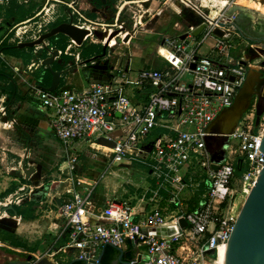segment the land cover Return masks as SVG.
Segmentation results:
<instances>
[{
    "label": "built area",
    "instance_id": "built-area-1",
    "mask_svg": "<svg viewBox=\"0 0 264 264\" xmlns=\"http://www.w3.org/2000/svg\"><path fill=\"white\" fill-rule=\"evenodd\" d=\"M182 2L191 5L193 1ZM217 18L231 22L224 14ZM203 24L208 34H214L216 28L223 32L214 46L219 61L208 56L196 57L185 42L167 38L164 46L171 54L166 58L170 66L165 70L141 69L134 81L140 89H149L146 98L137 99L130 93L127 75L80 92L34 86L36 96L48 110L57 138L68 144L96 135L109 142L113 163L146 165L162 186L172 190L168 206L181 205V194L188 187L199 186L192 175L196 168L205 170L209 182L202 205L196 210L172 211L170 215L158 207L139 221L128 201L111 198L99 215L105 222H94L90 218L91 190L75 192L59 206L68 242L58 252L72 250L83 264H97L105 244L122 248L131 241L138 249L130 260L132 264H217V249L229 240L238 216L234 209L239 192L250 190L264 167V153L259 149L264 113L256 124L257 105L252 107L250 103L244 109L232 132L225 136L228 143H233L231 156L221 163L211 156L220 144L210 142L215 135L211 127L222 112L234 106L262 51L257 44L243 39L235 43L241 35L231 31L233 26L221 27L212 18ZM129 33L126 28L118 37L124 40ZM236 45L240 52L234 59L232 49ZM186 75L190 76L189 81L185 80ZM182 125L186 128L182 129ZM160 127L175 130L176 134L167 132L154 137ZM233 154L245 168L240 177L235 174V166L240 162ZM168 219L179 226L177 234L166 238L152 231L169 223ZM181 219L187 221L186 227L180 226ZM177 245L188 250L181 254ZM190 249H195V253L191 254ZM211 254L216 256L215 261ZM30 263L37 264L33 260Z\"/></svg>",
    "mask_w": 264,
    "mask_h": 264
},
{
    "label": "crops",
    "instance_id": "crops-1",
    "mask_svg": "<svg viewBox=\"0 0 264 264\" xmlns=\"http://www.w3.org/2000/svg\"><path fill=\"white\" fill-rule=\"evenodd\" d=\"M39 1L0 0V45L3 42H7L6 38L10 35L16 38L13 43L15 45L18 42L26 40L20 39L19 35L22 34L23 29L28 23L34 19H40L44 8L39 9L41 7L38 4ZM73 4H76V1ZM94 4L93 0H88L89 6H94ZM54 6L56 5L52 2L51 7ZM71 6L68 4L66 10L68 11ZM173 6L176 11L174 14L180 15L182 8L180 9L176 4H173ZM184 7L186 11H190L189 15L191 18L189 21L183 18L184 16L182 18L180 16L176 18L170 17L166 20V26L161 29V32L157 31L155 33L154 31V33H150V36L146 34L148 35L147 38L144 37V29L129 33L130 38L127 42L121 40V44L127 47V53L120 48L118 49L116 44H112L111 42L105 55L85 63L84 60L102 54L103 45L106 40L100 43L93 42L94 46L98 45L97 48L96 46L93 48L89 44L85 46L84 44L77 45L68 38V46L64 52L67 57H63L60 50V56L53 63L55 69H67L61 76V82L55 90L80 92L89 89L94 84H106L112 79H123L127 75V78L130 80L128 84L130 93L137 99L146 98L149 89L146 91L140 89L134 84V81L141 69L156 68L165 70L170 66L169 61L166 59L169 53L166 49L167 47L164 46L167 38H177L185 42L190 52L194 53L196 57L208 56L215 61H219L214 46L218 37H221L223 33H216V28L214 34H208L206 27L197 35L194 32L199 25L221 14L230 17L231 22L237 24V28L234 26L230 28L231 31L234 29L235 33L241 35V38L237 37L234 40L235 43L243 39V41L257 44L261 51L264 50V36H262L264 35V0H194L191 5H185ZM103 8L105 7H99V10H104ZM204 9L208 11V14L203 18L200 15H202ZM25 10L30 11L31 14L26 12L27 14H25V18L23 19L21 15ZM186 11L183 10V14L187 13ZM65 21H68V19ZM258 28V33L260 32V34L256 32ZM184 34H187L186 37L181 38ZM160 37L161 41L159 42L158 39ZM32 38L26 41L37 39L36 37ZM37 47H40L42 51L38 53V57H33L30 55V51ZM54 48L56 46L50 40H47L46 44L22 48L23 51L19 55L2 54L0 51V70L10 76H0V148L3 149L0 150V176L3 177L6 183V187L0 191V219L12 224L11 227L0 225V246L26 254L27 258L24 261H27L28 257L31 256V260L37 262V264H72L79 261L76 259L75 251L58 252L68 242V235L64 231V219L59 215V208L58 211L53 212L46 210L45 214L37 217L36 207H38V202L36 198H30L29 196V200L21 202L19 199V202H16L18 198L25 195L28 196L32 192L29 186V178L33 173L38 175L40 172V168L33 165L30 166L28 163L31 155L32 130L34 128L39 129L41 131L38 133H42L50 129L55 135L48 110L44 108L34 92V86L46 89L52 83V74L42 65V60L48 57ZM239 52L240 48L236 45L232 49L234 59H237ZM250 73L253 75L251 81L253 82L252 89H254L257 86V82H261V73L258 74L259 72L254 71ZM184 78L187 81L190 80V76L188 75L184 76ZM253 94L254 90H252L249 98L241 97V109L238 117H235L233 121H231V117L228 118L229 113H225L224 111L213 123L211 132L215 135L210 138V142L213 144L220 143L219 147L211 155L215 162H224L231 156L230 143L232 144L233 141L231 140L228 143L225 136H228L232 132L242 110L252 102ZM181 128L185 129L186 126L182 125ZM167 132L176 134L175 130L160 127L154 132L153 136L157 137ZM56 139V143L46 142L50 146L46 149L44 160H54L55 157L58 163H61L60 172L62 174L66 170H69V172L77 170V163L79 162L78 153L82 152L86 145L97 148L101 155L104 156L102 161L105 164L100 167L99 174L95 173L93 177H78L77 174H73L72 177L68 178L71 180V183L67 186L64 192L65 198L62 201L63 203L71 199L75 192L86 193L88 190H91L90 209L93 214L90 218L94 222H105V220L99 218V215L103 212L108 200L111 198L128 201L137 221L142 220L146 214L156 210L158 207H162L166 214L170 215L172 211L178 210L181 212H191L202 205L203 194L209 187L205 170L198 167L196 168V174L192 175L196 178L195 183L200 182L199 186L188 187L181 194V205L168 206L167 199L172 195V190L162 186L158 178L150 172V169L146 165L129 162L113 163L110 151L111 144L109 142L98 138L96 135L68 144L62 142L57 137ZM51 146L57 149L55 150ZM232 157L240 162V158L237 155L233 154ZM24 161L27 168H35V171L29 178H26L23 169ZM15 162L19 163L18 165L23 174H20V170L15 165ZM105 167L107 168L106 170H104ZM44 172L47 174V171H43V174ZM5 173L8 174L6 175ZM51 175L55 176V172ZM74 175L77 177L75 180L73 178ZM129 175L136 176L139 181H131ZM53 182H55V178H53ZM125 183H129L131 186L128 188L125 186ZM87 188L88 190H86ZM57 193L59 194V192ZM244 193H246L245 189L241 194ZM45 194L48 195V200H50V196L54 197L52 188L47 190ZM243 199L242 195H240L239 202H243ZM12 200L15 202L14 204L11 203ZM10 206L13 208L11 209ZM16 206L24 210L28 214V217L19 215L15 209ZM168 220L169 222H174L170 221V219ZM130 247L134 250L135 254L137 253V247L133 242L129 241L122 247L123 260H131L126 257ZM176 248L181 254H184L188 250L184 245H177ZM190 251L191 254L195 253V249H190ZM120 254L121 252L119 251L113 264H123L119 260ZM12 261L19 262V260ZM0 264L9 263L0 258Z\"/></svg>",
    "mask_w": 264,
    "mask_h": 264
},
{
    "label": "rangeland",
    "instance_id": "rangeland-1",
    "mask_svg": "<svg viewBox=\"0 0 264 264\" xmlns=\"http://www.w3.org/2000/svg\"><path fill=\"white\" fill-rule=\"evenodd\" d=\"M75 1L76 4H73ZM93 1L95 2L94 6H89L88 0H40L38 4L41 7L39 9L44 8L40 19L37 18L28 23L23 29L22 34L19 35L20 39L23 38L28 40L33 39L32 37L37 38L42 32L48 31L57 19H62L63 21L67 20L70 17V14L66 10L68 4L72 5L70 9L73 15L74 23L82 27H88L91 30V34L83 44L84 46L89 44L93 48L95 46L97 48L98 46H94L93 42L100 43L101 41H105L112 31L111 29L118 28L121 25L126 26L127 31L130 32V34L133 33L132 29H135L136 32L142 31V29H144V37L147 38V36H150V33H154V31L155 33L157 31L161 32V29L166 26V20H168L170 17L176 18L180 16L182 18L184 16L183 18H185L187 21H189L191 18L189 15L190 11H186L184 9L185 5H183L184 3L182 0H107L108 2L105 4V6H101L102 4L98 0L97 2L95 0ZM192 1L194 2V0ZM52 2L55 3L56 6L51 7ZM173 4H176L178 7H180V9L182 8L180 15L177 16L174 14L176 11L174 10ZM193 6L196 7L194 4ZM99 7L105 8H103L104 10H99ZM183 10L187 13L183 14ZM207 14L208 11L204 9V12L202 11V15H200V17L204 18V16ZM218 17H221V15ZM234 31L235 30L232 29V32ZM258 31L259 28L256 32L257 34H260ZM14 40H16V38L12 35L6 38V41L12 44L14 43ZM121 40V37H116L113 44H116L118 49L120 48L127 53V47L126 45L121 44L123 41ZM158 40L160 42L161 37ZM40 51H42L40 47H37L36 49L34 48L30 51V55L33 57H38V53H40ZM253 65L255 66L253 67L254 72H261V82L258 81L257 86L253 89L254 94L252 95V107H254L255 104L257 105L260 96L264 95V50L262 51V56L257 58V62L253 63ZM39 131L41 130L34 128L31 132V155L28 159V163L30 166L33 165L40 168V172L38 175L33 173L29 178V186L32 192H28V196L25 195L16 200V202H19V199L21 202L23 200H29V196L30 198H36L38 202V207H36L38 214L37 217L45 214L46 210L52 212L56 210L58 211L59 206L65 198L64 192L66 191L67 186H69L71 183V180L68 179L69 177H72L73 174H77L78 177H93L95 173L99 174L100 167L104 166L105 164L102 161L104 156L101 155L99 150L97 148H92L90 145H86L85 149L78 153L79 162L77 163V170L74 172H69V170H66L65 173L62 174L60 172L61 163H58L55 157L54 160H44L46 149H48L50 146L46 142L57 141L55 135L50 129L47 132L42 133H38ZM51 148H54L55 150L57 149L54 146H51ZM0 150L3 149L0 148ZM18 164V162H15V165L20 170V174H23V171ZM106 169L107 168L105 167L104 170ZM43 171H47V174L46 172L43 174ZM53 172H55V176L51 175ZM5 174L7 175L8 173ZM59 174H61V176H59ZM129 177L131 181H139L136 176L134 177L133 175H129ZM53 178H55V182H53ZM73 178L74 180L77 179L76 175H74ZM125 186L129 188L131 185L129 183H125ZM4 187H6V183L4 182L3 177L0 176V191ZM50 188H52L54 197L50 196V200H48L49 197L47 194H45V192L50 190ZM57 192H59V194ZM241 193L242 192H239V196L242 195V198H244L243 200L245 201L248 192L244 194ZM244 201H241L240 205L238 206V211L241 210ZM11 203L14 204L15 202L12 200ZM1 220L2 219H0L1 226L11 227L12 224H10L8 221ZM210 256L214 255L211 254Z\"/></svg>",
    "mask_w": 264,
    "mask_h": 264
},
{
    "label": "water",
    "instance_id": "water-1",
    "mask_svg": "<svg viewBox=\"0 0 264 264\" xmlns=\"http://www.w3.org/2000/svg\"><path fill=\"white\" fill-rule=\"evenodd\" d=\"M102 1L105 2L106 0ZM68 13L70 14V19L68 21H62L59 24L52 26L48 31L40 34L39 37L35 40L21 41L18 42L15 46L22 49L25 47H34L39 44H46L47 40L58 34L67 36L77 45H82L86 38L91 34V30L86 27L78 26L74 23L71 9L68 10ZM212 20L213 22H217L221 27L230 25L237 28V24L235 22L227 23L224 21H220L217 17L213 18ZM204 28L205 24L202 23L195 30L194 34H199ZM125 30V28L121 27L116 28L112 32H110L106 41L104 42L102 54L88 58L84 60V62L87 63L102 55H105L107 48L112 40L118 37L121 33L125 32ZM216 33L222 34L223 32L222 30L217 28ZM186 35L187 34H184L183 36H181V38H185ZM129 38L130 34H128L123 41L127 42ZM60 53L61 52L58 48H54L50 52V55L42 60V65H44L52 74V83L48 88H46L50 91L55 90L59 86L61 82V76L67 71V69H55L53 67V63L55 59L60 56ZM192 67H195V65L192 64ZM247 81L245 82L244 86L246 85ZM238 98H240L239 95L237 96L236 101ZM249 105L250 104H248L247 107ZM244 109L242 110V112L244 111ZM263 113L264 95L260 96V99L257 103L256 124H259L260 117ZM259 149L264 153V135L262 137ZM213 168L216 169L217 165H213ZM23 169L25 171L26 178H29V176L35 171L34 167L27 168L25 161L23 164ZM10 208L12 209L13 207L10 206ZM179 224L181 227H186L188 225L185 219H181L179 221ZM152 231H154L158 236L171 238L179 232V226L175 222H169L154 227ZM106 246L107 244L103 246L102 251L98 257L97 264H103L102 259ZM116 248L121 252L119 260L123 264H132L130 261L123 260L122 248ZM30 260L31 256H29L28 260L24 261L23 264H31ZM140 260L141 256L138 257V261ZM9 264H18V262L11 261ZM134 264H138V262ZM218 264H264V167L260 170L254 185L248 192L247 198L244 201L235 221L229 240L225 244L220 246Z\"/></svg>",
    "mask_w": 264,
    "mask_h": 264
},
{
    "label": "trees",
    "instance_id": "trees-1",
    "mask_svg": "<svg viewBox=\"0 0 264 264\" xmlns=\"http://www.w3.org/2000/svg\"><path fill=\"white\" fill-rule=\"evenodd\" d=\"M100 3H101V0H98ZM29 14L30 11H23L21 17L24 19L25 18V14L27 13ZM31 14V13H30ZM63 20L62 19H57L56 22L53 24L54 25H57L59 24L60 22H62ZM50 42L56 46V48H58L59 50L62 51V56L63 57H67V55H65V50L68 46V37L63 35V34H58L52 38L49 39ZM0 51L2 54H11V55H19L21 51H23V49H19L15 46V44H9L8 42H3L1 45H0ZM0 76L2 77H10L8 74L6 73H3L2 70H0ZM245 168L243 166L242 163H239L235 166V174L237 177H240L243 172H244ZM245 192H249L248 189H245ZM16 211L18 212L19 215H22V216H25V217H28V214L22 210L21 208L19 207H15ZM119 254V251L117 250L116 247L112 246V245H107L106 246V249H105V253H104V256H103V259H102V263L103 264H113V261L114 259H116V257L118 256ZM134 250L130 247L128 253L126 254V257L128 259H133L134 258ZM0 258L1 259H4L6 261H8V263H10L12 260H19V264H23L24 260H26L27 258V255L26 254H23V253H19V252H16L12 249H9V248H5L3 246H0ZM212 261H215L216 260V256H211L210 257ZM72 264H82V262L80 261H76Z\"/></svg>",
    "mask_w": 264,
    "mask_h": 264
},
{
    "label": "bare ground",
    "instance_id": "bare-ground-1",
    "mask_svg": "<svg viewBox=\"0 0 264 264\" xmlns=\"http://www.w3.org/2000/svg\"><path fill=\"white\" fill-rule=\"evenodd\" d=\"M242 6V5H241ZM115 41L114 40H112V44L114 43ZM168 53H169V56H167L168 58H170V56H171V54H170V52L168 51ZM252 78H253V75L250 73L249 74V78H248V81H247V83H246V85L242 88V90H241V93H240V95H239V97L240 98H238V101L234 104V106L232 107V108H230V109H227V110H225V113L227 112V113H229V116H228V118L229 117H231L232 119H231V121H233L234 119H235V117H238V115H239V112H240V109H241V103H240V99H241V97H250V94L252 93V86H253V82L251 81L252 80ZM247 98V99H248ZM245 101V100H244ZM246 102V101H245ZM230 121V120H229ZM231 123V122H230ZM240 205V202H239V197H238V199L236 200V203H235V212H236V214H239V212L240 211H238V206ZM220 246H222V245H220ZM220 246L218 247V249H217V264H218V261H219V252H220Z\"/></svg>",
    "mask_w": 264,
    "mask_h": 264
},
{
    "label": "flooded vegetation",
    "instance_id": "flooded-vegetation-1",
    "mask_svg": "<svg viewBox=\"0 0 264 264\" xmlns=\"http://www.w3.org/2000/svg\"><path fill=\"white\" fill-rule=\"evenodd\" d=\"M95 1L97 2V0H95ZM107 2H108L107 0H106L105 2H103V1L101 0V4H102L101 6H105V4H107ZM122 27L126 29L125 26H122Z\"/></svg>",
    "mask_w": 264,
    "mask_h": 264
}]
</instances>
